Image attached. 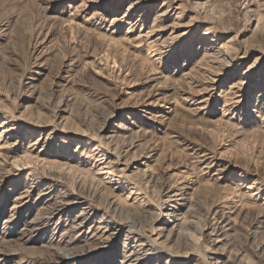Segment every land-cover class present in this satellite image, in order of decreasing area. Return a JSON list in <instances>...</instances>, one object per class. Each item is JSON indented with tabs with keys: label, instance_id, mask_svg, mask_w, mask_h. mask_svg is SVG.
Masks as SVG:
<instances>
[{
	"label": "rangeland",
	"instance_id": "1",
	"mask_svg": "<svg viewBox=\"0 0 264 264\" xmlns=\"http://www.w3.org/2000/svg\"><path fill=\"white\" fill-rule=\"evenodd\" d=\"M134 255L264 264V0H0V264Z\"/></svg>",
	"mask_w": 264,
	"mask_h": 264
},
{
	"label": "bare ground",
	"instance_id": "2",
	"mask_svg": "<svg viewBox=\"0 0 264 264\" xmlns=\"http://www.w3.org/2000/svg\"><path fill=\"white\" fill-rule=\"evenodd\" d=\"M224 52H222V56L221 57H219L220 58V60H218V62L219 61H221V62H219V64L220 65H223V64H225L226 62L228 63V64H230V63H232L231 62V60L229 59V55L227 56L226 54H228V53H231V52H233L232 50H231V44L230 43H225L224 44ZM226 65V64H225ZM224 67V66H223ZM226 67V66H225ZM245 74V73H244ZM105 190L106 191H112L111 190V187H105ZM94 194V193H93ZM175 196L177 195H180L178 192H176L175 194H174ZM90 196V195H89ZM174 200H179L178 199V197L177 198H175ZM172 207H173V209H176L177 208V205L176 204H172ZM172 209V211H174ZM49 212V211H48ZM53 212H51V213H48V214H52ZM82 213L84 214V215H87V212H86V209H82ZM167 215H170V213H166ZM85 219H86V217H84L83 219H81L80 221H78V222H75L76 224H78V225H80L82 222H84L85 221ZM102 219V218H101ZM168 219V218H167ZM111 220V218L110 217H107V218H103L102 220H101V222H100V225L98 226V229H101V230H103V233H105L106 234V237L108 238V237H110L113 233L110 231V230H112V228H111V226H112V222L110 221ZM167 221V220H166ZM186 223H187V225H190V226H193V224L195 223V221H191V220H187L186 221ZM75 224V225H76ZM202 224V223H201ZM195 225V224H194ZM160 226V225H159ZM162 226V225H161ZM165 226V222H164V225L160 228V229H165L166 227H164ZM168 229V228H167ZM214 232V231H213ZM161 233H163V232H160V234ZM172 233V230H170L169 231V234H171ZM200 234H201V231H200ZM200 234L198 235V236H200ZM206 234V233H205ZM99 238V237H98ZM69 249L70 248H65L64 250H65V252H67V253H69ZM66 253V254H67ZM187 254H188V252H187ZM69 256H71L72 254H68ZM135 257V258H134ZM134 257L133 258H131V259H127V260H122V262L123 263H126V264H142L141 262V260H140V258L138 257V256H135L134 255ZM60 258H64V256L62 257H60ZM217 258V257H216ZM213 259V258H212ZM217 261H215V262H213V263H211L210 262V264H222V263H220L221 261L219 260V259H216ZM179 264V263H178Z\"/></svg>",
	"mask_w": 264,
	"mask_h": 264
}]
</instances>
